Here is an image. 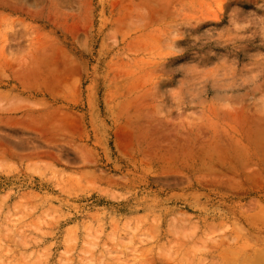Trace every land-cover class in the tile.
<instances>
[{
  "label": "rangeland",
  "instance_id": "obj_1",
  "mask_svg": "<svg viewBox=\"0 0 264 264\" xmlns=\"http://www.w3.org/2000/svg\"><path fill=\"white\" fill-rule=\"evenodd\" d=\"M0 264H264V0H0Z\"/></svg>",
  "mask_w": 264,
  "mask_h": 264
}]
</instances>
